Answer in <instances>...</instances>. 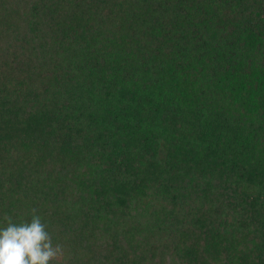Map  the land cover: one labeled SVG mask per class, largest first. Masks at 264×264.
Listing matches in <instances>:
<instances>
[{"label":"trees","instance_id":"16d2710c","mask_svg":"<svg viewBox=\"0 0 264 264\" xmlns=\"http://www.w3.org/2000/svg\"><path fill=\"white\" fill-rule=\"evenodd\" d=\"M51 264H264V0H0V228Z\"/></svg>","mask_w":264,"mask_h":264},{"label":"clouds","instance_id":"9594fccd","mask_svg":"<svg viewBox=\"0 0 264 264\" xmlns=\"http://www.w3.org/2000/svg\"><path fill=\"white\" fill-rule=\"evenodd\" d=\"M33 213L30 222L14 223L5 216L6 227L0 228V264H51L63 255V246L53 244L42 218Z\"/></svg>","mask_w":264,"mask_h":264}]
</instances>
